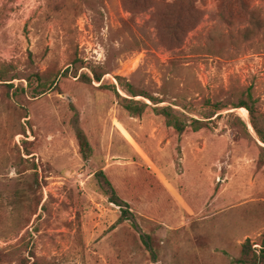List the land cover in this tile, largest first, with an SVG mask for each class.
<instances>
[{"label": "rangeland", "instance_id": "1", "mask_svg": "<svg viewBox=\"0 0 264 264\" xmlns=\"http://www.w3.org/2000/svg\"><path fill=\"white\" fill-rule=\"evenodd\" d=\"M146 1L0 0V63L24 88L8 98L0 86V264H238L246 240L261 249L264 144L245 108L207 118L205 101L251 85L264 112V0H196L178 40L164 28L174 0ZM252 17L262 28L244 38ZM35 72L57 85L37 95ZM122 98L148 108L131 115ZM156 106L207 128L179 133ZM100 171L135 224L119 220Z\"/></svg>", "mask_w": 264, "mask_h": 264}, {"label": "trees", "instance_id": "2", "mask_svg": "<svg viewBox=\"0 0 264 264\" xmlns=\"http://www.w3.org/2000/svg\"><path fill=\"white\" fill-rule=\"evenodd\" d=\"M130 1V2H129ZM196 0H174V5L177 7L178 6V11L174 12L172 18H174V21L172 23H166L164 25V28L167 29V32L169 33L170 37L173 40H178L177 34L178 32L182 31L183 26H182V16L180 15V11L184 10L190 20H193V22L189 23L185 28V32L191 29L195 24L198 18V9L196 8L194 2ZM241 1V0H239ZM125 3H130L136 7L140 6V8H145L147 6V1L146 0H124ZM182 3H186V8H182L180 5ZM133 9V8H132ZM196 18V20H195ZM262 28V22L259 21L257 17H252L251 19V25L248 28H245L243 32H241V36L244 38L249 37L253 30H260ZM184 32V33H185ZM180 40V39H179ZM81 62V63H80ZM79 62V65L77 67H82L84 66V63L82 61ZM8 64L7 63H0V86L5 87V91L7 93L8 98H12L15 92L18 89L24 90V88L16 86L14 87L13 83H6V81H10L13 78L16 77H10L7 75V68ZM91 72L93 74V80L95 81H100L104 72H98L95 68H91ZM67 71H63L61 76L66 75ZM33 76L35 77V80L37 81L36 86L34 87V90H38L37 95L43 94L46 90L50 89L53 85H57V74H52V73H47V72H35L33 73ZM82 77H85L86 80L91 82L90 77H86L85 75H82ZM31 78L28 77V84H32ZM116 79L120 81V76H116ZM125 90L131 95V96H143L147 97L151 101H155L154 103H157L158 99L153 97L152 95L145 93L141 91L138 88L133 87L131 84H126L125 85ZM98 87L101 88H113V91L116 95L119 96V94L116 91L115 85L109 84V83H104L102 82ZM259 98L253 96V87L250 85L246 89H244L238 97L235 99L233 97H228L227 102H223V100H218L212 102L210 98L206 99L207 105L211 106V110L209 111V114L207 118L212 117L216 112L227 108L230 106V108H245L248 112L249 116V123L254 130L257 139L264 144V112L261 111L258 108V103ZM122 107L127 110L131 115L134 116H140L141 114L144 113L146 108H148L147 104H141L138 105L133 101V99H128V98H122ZM153 112H155L158 115H163L165 116L169 122H171L177 132H189L188 130L191 131H197L200 129L207 128L206 122L200 119H193V121L189 124V127H186V125L182 124L179 119L171 113V109L169 107H153L151 109ZM233 124L236 127H243L244 129L247 130V125L246 123L240 119V117L235 116L232 118ZM25 132V130H23ZM255 144L256 141H255ZM258 148L262 151L264 154V147L260 146L257 144ZM89 144L87 141L83 138L81 141V152L83 155L86 157L87 153L89 151ZM35 168V167H33ZM98 177L100 180L103 182L104 185H106L107 191L109 193V200L110 202L118 205L121 208V215L119 217V220H132V222L135 224V215L133 212L130 210V205L123 199L119 197L117 194L116 189L113 187L112 183L110 180L106 177V175L100 171L98 172ZM141 239L143 242H147L150 240V237L147 234L141 235ZM233 262H236L238 264H264V234H263V239L261 242V249L259 250L258 253L255 252V250L251 247V243L249 240H246L242 246H241V254L239 257L234 258L232 260Z\"/></svg>", "mask_w": 264, "mask_h": 264}, {"label": "bare ground", "instance_id": "3", "mask_svg": "<svg viewBox=\"0 0 264 264\" xmlns=\"http://www.w3.org/2000/svg\"><path fill=\"white\" fill-rule=\"evenodd\" d=\"M242 110L244 111V117H245L246 116V110L244 108Z\"/></svg>", "mask_w": 264, "mask_h": 264}]
</instances>
